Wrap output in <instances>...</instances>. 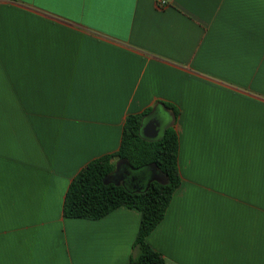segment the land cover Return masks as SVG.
<instances>
[{"label":"crops","instance_id":"obj_1","mask_svg":"<svg viewBox=\"0 0 264 264\" xmlns=\"http://www.w3.org/2000/svg\"><path fill=\"white\" fill-rule=\"evenodd\" d=\"M169 2L0 0V264H130L141 213L67 218L65 198L166 103L182 184L147 243L264 264V0Z\"/></svg>","mask_w":264,"mask_h":264},{"label":"trees","instance_id":"obj_2","mask_svg":"<svg viewBox=\"0 0 264 264\" xmlns=\"http://www.w3.org/2000/svg\"><path fill=\"white\" fill-rule=\"evenodd\" d=\"M165 107L178 118L176 107L169 103ZM150 112L151 109L127 118L119 150L88 163L71 182L64 203L65 217L74 219L100 220L121 207L138 210L141 222L130 264H165L162 254L147 243V238L165 218L182 184L179 136L175 127H169L158 141H147L140 135L142 121ZM117 156L128 160L133 168L155 164L168 183L152 182L148 190L139 193L123 186L105 185V177L116 169Z\"/></svg>","mask_w":264,"mask_h":264},{"label":"water","instance_id":"obj_3","mask_svg":"<svg viewBox=\"0 0 264 264\" xmlns=\"http://www.w3.org/2000/svg\"><path fill=\"white\" fill-rule=\"evenodd\" d=\"M165 113L170 117L171 122L169 127H173L176 123V116L168 108L161 107ZM156 107L150 115L145 117L142 121L140 135L144 140L147 141H158L161 132L164 134L169 128L163 129L164 118L159 114L160 109ZM116 169L113 173L109 174L104 179V184H114L116 186H123L130 192H144L148 190L152 182H158L162 185L168 183V179L158 170L155 164L145 166L143 168H133L128 160L121 159L119 156L115 158ZM145 181V185L137 187V183Z\"/></svg>","mask_w":264,"mask_h":264},{"label":"built area","instance_id":"obj_4","mask_svg":"<svg viewBox=\"0 0 264 264\" xmlns=\"http://www.w3.org/2000/svg\"><path fill=\"white\" fill-rule=\"evenodd\" d=\"M153 2L159 9H166L170 5L169 0H153Z\"/></svg>","mask_w":264,"mask_h":264}]
</instances>
